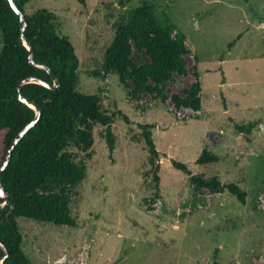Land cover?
<instances>
[{"label": "rangeland", "instance_id": "374dc122", "mask_svg": "<svg viewBox=\"0 0 264 264\" xmlns=\"http://www.w3.org/2000/svg\"><path fill=\"white\" fill-rule=\"evenodd\" d=\"M143 4L167 17L188 49L184 72L159 85V96L132 93L131 79L125 88L103 68L118 25ZM41 9L74 46L76 91L97 96L102 112L114 116L115 147L110 154L105 128L96 125L89 157L68 149L86 165L85 178L68 194L73 226L16 218L30 264H264V0H32L25 6L29 15ZM130 45L136 66L149 62ZM195 83L200 111L176 107L172 98ZM143 124L154 126L157 185ZM203 149L218 161L196 164ZM171 160L192 175L235 184L245 203L226 190L194 185Z\"/></svg>", "mask_w": 264, "mask_h": 264}, {"label": "trees", "instance_id": "16d2710c", "mask_svg": "<svg viewBox=\"0 0 264 264\" xmlns=\"http://www.w3.org/2000/svg\"><path fill=\"white\" fill-rule=\"evenodd\" d=\"M32 0H14L25 15V38L30 43L35 63L50 69L59 81L51 90L43 85L27 83L21 86V97L36 104L40 111L38 122L19 140L12 151L8 165L0 174L9 204L0 210V245L7 251L3 264H30L22 250L23 238L16 218L33 220L55 226H73L69 210V192L86 175V165L76 161L73 147L89 157L93 145V128H105L109 153L114 151L115 139L111 130L113 115L102 112L95 95L76 91L79 60L74 46L60 34L53 15L46 9L27 14L25 6ZM175 27L167 17L159 19L154 6L143 4L130 11L127 19L118 25L116 35L105 50L103 68L118 76L126 88L133 82V92L160 95L159 85L168 81L172 73L184 72L182 56L188 52L185 35H174ZM19 18L7 0H0V165L8 146L16 134L36 115L33 108L17 98V86L27 78L39 79L53 85L50 75L28 62V50L19 42ZM143 51L148 63L136 66L131 58V45ZM233 43L229 44V48ZM153 85L149 84V81ZM198 83L190 86L184 96L173 97L176 107L200 111L201 99ZM121 114V113H120ZM124 121L128 119L124 117ZM149 153V163L156 185L159 152L152 139V124L139 125ZM242 132L250 128L238 127ZM218 157L203 149L195 163L212 164ZM174 169L188 175L190 181L201 188L223 192L245 203V193L235 184L223 185L216 177L204 179L192 175L184 163L171 160ZM58 188L60 194L54 193ZM40 192V193H38ZM2 200L0 199V203ZM0 247V257L3 256Z\"/></svg>", "mask_w": 264, "mask_h": 264}, {"label": "water", "instance_id": "95a60500", "mask_svg": "<svg viewBox=\"0 0 264 264\" xmlns=\"http://www.w3.org/2000/svg\"><path fill=\"white\" fill-rule=\"evenodd\" d=\"M9 2L10 7L12 8V10L14 11V13L18 16L19 18V27H20V36H19V42L23 43V45L26 47V49L28 50V62L29 64L39 67L41 69H44L51 77L53 85H49L39 79H35V78H27L25 80H23L22 82L19 83V85L17 86V98L24 104L28 105L30 108H33L36 112L35 117L28 122L17 134L16 136L12 139L10 145L7 148V151L5 153V156L2 160V163L0 165V174L1 172L6 168V166L9 163V160L11 158L12 155V151L14 149V147L16 146V144L19 142V140L27 133V131H29L39 120L40 117V111L39 108L36 104H34L33 102H29L25 99H23L21 97L20 94V88L22 85L27 84V83H36L39 85H43L51 90H56L59 87V81L57 80V78L55 77L54 74H52V72L50 71V69L44 65H40L38 63H35L32 59V54H33V50L32 47L30 45V43L26 40L24 32H25V28H26V24H25V15L24 12L22 10H20L18 8V6L16 5V3L14 2V0H7ZM0 199L2 200V202L0 203V210L2 209V207L7 206L9 204V199L5 193V189L2 185V183L0 182ZM0 247L3 249V256L0 257V264H3V260L7 257V251L5 249L4 246L0 245Z\"/></svg>", "mask_w": 264, "mask_h": 264}]
</instances>
